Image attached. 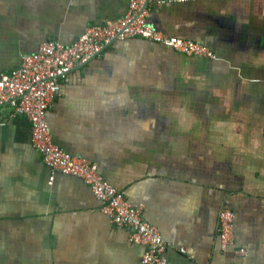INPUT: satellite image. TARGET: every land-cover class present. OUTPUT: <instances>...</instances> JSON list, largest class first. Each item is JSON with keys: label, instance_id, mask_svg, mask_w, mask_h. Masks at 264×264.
Returning <instances> with one entry per match:
<instances>
[{"label": "crops", "instance_id": "1", "mask_svg": "<svg viewBox=\"0 0 264 264\" xmlns=\"http://www.w3.org/2000/svg\"><path fill=\"white\" fill-rule=\"evenodd\" d=\"M128 0H0V73L109 24ZM149 24L209 49L139 38L71 70L48 104L54 142L94 162L166 243L167 264H264V0L156 4ZM50 170L30 125L0 107V264H142L80 178ZM232 211L233 245L217 219ZM243 250V254L238 252Z\"/></svg>", "mask_w": 264, "mask_h": 264}, {"label": "built area", "instance_id": "2", "mask_svg": "<svg viewBox=\"0 0 264 264\" xmlns=\"http://www.w3.org/2000/svg\"><path fill=\"white\" fill-rule=\"evenodd\" d=\"M180 1L128 0L126 13L117 21L91 25L69 45L48 40L33 55L23 57L20 67L0 73V107L10 108L12 116H21L29 123L32 147L50 170L49 182L55 173H61L87 184L100 203V212L115 226L129 231V242L144 248L142 264H167L166 243L157 227L144 220L141 208L132 206L120 191L103 180L96 163L71 155L54 142L46 110L59 94L61 80L74 68L99 58L115 41L139 38L173 49L187 58L215 60L206 47L169 37L149 24L154 5ZM233 219L229 209L219 211L217 233L222 250L233 245Z\"/></svg>", "mask_w": 264, "mask_h": 264}]
</instances>
